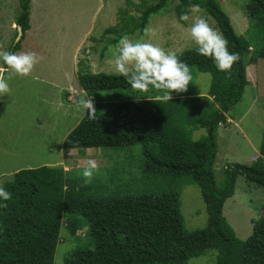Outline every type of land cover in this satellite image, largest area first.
Returning a JSON list of instances; mask_svg holds the SVG:
<instances>
[{
    "label": "trees",
    "instance_id": "trees-1",
    "mask_svg": "<svg viewBox=\"0 0 264 264\" xmlns=\"http://www.w3.org/2000/svg\"><path fill=\"white\" fill-rule=\"evenodd\" d=\"M168 1L139 4V16H123L122 33L110 43L116 44L124 35L143 33L150 17L161 13ZM177 1L179 22L192 5H199L228 40V50L239 53L230 73L218 71L211 59L197 54L196 48L181 51L177 56L190 69L211 76L210 86L207 96L175 92L167 102L155 100V93L137 96L138 91L119 74L79 73V87L88 94L134 91L135 95L126 101L94 103L96 119L90 120L86 112L62 146L78 150L140 146L144 171L170 175L182 181L179 188L160 195L93 196L87 186L71 181L62 169H22L3 185L12 198L0 200V204H7L0 208V264H54L62 226L76 243L62 264H188L210 250L217 252L215 264H264V216L252 221L250 235L241 240L223 215L239 177L264 189V130L254 162L224 167L220 186L214 175L218 126L239 104L248 85L250 44L234 32L217 0ZM249 2L248 30L264 37V0ZM20 10L15 24L22 36L10 52L19 49L30 29L29 0H20ZM114 31L115 27L105 32ZM254 60L249 58V62ZM199 129L207 135L193 140L192 133ZM185 184L200 190L208 215L204 229L190 232L184 226L179 194ZM84 229L83 236L77 234Z\"/></svg>",
    "mask_w": 264,
    "mask_h": 264
},
{
    "label": "rangeland",
    "instance_id": "rangeland-1",
    "mask_svg": "<svg viewBox=\"0 0 264 264\" xmlns=\"http://www.w3.org/2000/svg\"><path fill=\"white\" fill-rule=\"evenodd\" d=\"M158 1L29 0L30 29L14 53L31 51L43 59L29 76H15L8 80L11 91L0 96V186L3 187L14 173L22 169L50 167L66 171L71 181L87 186L93 196L160 195L179 188L182 181L170 175L144 171L140 146L85 150L64 149L62 146L66 136L87 112L76 106L84 93L79 87L78 74H118L111 54V47L117 43L110 42L122 33L120 19L123 16L137 18L139 4H156ZM217 1L227 14L234 32L250 44L246 69L255 71L254 77L249 75L251 89L245 87L239 104L218 126L214 175L220 186L224 167L234 163L249 165L259 155L264 130V37L248 30L246 6L250 4L249 0ZM177 3V0H169L161 13L150 17L143 33L127 36L134 41L157 44L176 54L196 48L185 29L197 15L205 17L214 28H217L216 23L205 13H195L193 9L187 14V21L179 22L175 14ZM20 11V0H0V50L10 52L20 40L21 37L16 40L15 24ZM113 27L116 28L113 33L105 32ZM151 30H155V35ZM250 57L255 59L254 62H249ZM190 71L193 79L187 91L207 96L211 76L198 73L193 67ZM133 92L99 91L89 95L94 103L109 104L126 101L135 95ZM152 93L160 95L150 90L138 92L137 96ZM205 132L204 129L194 131L192 139L205 137ZM88 159H94L99 168L92 183L85 184L81 173ZM179 200L186 230L204 229L208 215L200 190L193 184H185L180 189ZM223 215L236 236L245 240L252 231V221L264 216V189L239 177L233 197L224 204ZM84 231L87 229L77 234L83 236ZM81 241L86 244L85 238ZM75 247L74 239L62 226L54 264H62ZM216 255V251L210 250L190 259L188 264H215Z\"/></svg>",
    "mask_w": 264,
    "mask_h": 264
},
{
    "label": "clouds",
    "instance_id": "clouds-1",
    "mask_svg": "<svg viewBox=\"0 0 264 264\" xmlns=\"http://www.w3.org/2000/svg\"><path fill=\"white\" fill-rule=\"evenodd\" d=\"M191 7L195 13L203 11L199 5ZM179 19L187 21L189 17L187 14H182ZM151 31L155 35V30ZM185 32L196 45L197 54L211 59L220 72L230 73L233 64L240 59L239 53L228 50V40L224 35L217 28L212 27L208 20L201 15L194 18ZM111 54L114 70L124 78L131 89L138 92L151 90L163 93L155 96L157 101L167 102L172 99L173 92H186L189 82L193 79L189 65L181 61L176 52L166 51L151 42L134 41L124 35L116 45L111 47ZM41 59L43 57H39L31 51L14 53L0 50V61L3 62L0 64V96L10 93L8 80L15 76H29ZM6 73L8 74L7 79L5 78ZM76 106L79 109L87 110L90 120L96 119L94 101L87 92L82 93ZM98 168L94 159L86 161V166L81 173L85 184L92 183ZM11 198L12 194L0 186V200L6 202ZM6 207V203L0 204V208Z\"/></svg>",
    "mask_w": 264,
    "mask_h": 264
},
{
    "label": "crops",
    "instance_id": "crops-1",
    "mask_svg": "<svg viewBox=\"0 0 264 264\" xmlns=\"http://www.w3.org/2000/svg\"><path fill=\"white\" fill-rule=\"evenodd\" d=\"M249 75H253V77L255 76V71L252 68H250V71H247V69H246V76H247V80H248V85L246 87L249 86V88H250L251 85H249V84H251L252 80L250 79ZM172 94H175V92H173ZM160 95H162V93H160ZM197 95H199V94H197ZM253 158H255V157H253Z\"/></svg>",
    "mask_w": 264,
    "mask_h": 264
},
{
    "label": "water",
    "instance_id": "water-1",
    "mask_svg": "<svg viewBox=\"0 0 264 264\" xmlns=\"http://www.w3.org/2000/svg\"><path fill=\"white\" fill-rule=\"evenodd\" d=\"M17 39L16 40H18L21 36H22V30H21V28L20 27H17Z\"/></svg>",
    "mask_w": 264,
    "mask_h": 264
}]
</instances>
